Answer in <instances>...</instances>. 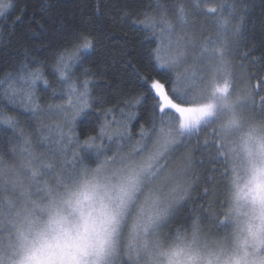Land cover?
<instances>
[{"label": "trees", "instance_id": "obj_1", "mask_svg": "<svg viewBox=\"0 0 264 264\" xmlns=\"http://www.w3.org/2000/svg\"><path fill=\"white\" fill-rule=\"evenodd\" d=\"M180 5L188 12L189 22L194 26L190 30L195 31L198 39L216 35L215 21L221 14L228 16L234 9L238 19L247 6L243 35L233 42L230 55L233 91L253 90L256 103L250 106L261 111L260 99L264 97V0H13V6L0 17V80L7 73L17 72L21 62L28 63L33 76L40 77L32 91L40 111L35 117L22 110L14 112L7 101L0 99V106L8 115L16 116L19 122L16 130L0 133V169L13 163L19 147L31 148L32 144L36 146L38 156L43 154L45 160L52 161L53 180L57 179L55 174H66L71 166L76 169L83 165L94 166L108 153L97 159L94 151H82L81 145L87 137L97 136L101 125L106 126V135L96 143L103 146L110 143L108 138L113 135L112 126L116 120H119L117 130L127 140L125 143L147 144L149 139L141 140V129L151 137L154 136L153 120L157 122V130L160 127L158 108L154 111L149 91L152 80H161L169 91L180 85L175 71L164 68L162 74L154 68V64L160 67L152 55L160 45L159 28L155 31L146 29L140 22L147 14L157 21L164 15L175 24L176 8ZM208 8L217 11L214 15H206ZM81 32L93 37L94 49L82 64L71 69L72 80H91V107L87 118L78 120L73 132L69 131V120L61 121L66 134L61 144L68 145L72 153H60L55 144H58L57 139L52 143V134L48 132V127L56 121L49 107L67 101L66 89L54 71L55 54L62 48H71L72 41ZM130 113L134 118H130ZM217 139L211 124L201 125L198 133L186 134L185 144L168 160L175 167L190 154L192 169L188 177L193 185L189 197L165 218L167 226H187L198 215L201 224L217 233L230 227L229 223H220L226 207L228 175L225 159L215 146ZM70 154L74 155L72 162L69 161ZM3 194L16 198L11 191L0 188V201Z\"/></svg>", "mask_w": 264, "mask_h": 264}, {"label": "snow or ice", "instance_id": "obj_2", "mask_svg": "<svg viewBox=\"0 0 264 264\" xmlns=\"http://www.w3.org/2000/svg\"><path fill=\"white\" fill-rule=\"evenodd\" d=\"M12 6L13 0H0V17H3ZM216 11V8H208L205 14L214 15ZM243 11L244 14L238 19L234 9L229 11L228 16L221 14L215 21L216 35L203 39H198L195 31L190 30L194 26L190 24L189 14L183 5L176 8L175 24L164 15L157 21L147 14L140 22L146 29L155 31L159 28L160 45L153 50L152 55L159 62L160 67L154 64V68L162 74L164 68L175 71L180 85L171 87L169 91L165 83L154 79L149 86L153 109L155 111L158 108L160 125L157 130V122L153 120L152 133L155 135V140L151 149L145 153V145L139 144L131 152L121 154L118 149L112 156H106L109 160L119 157L123 167L127 169L135 190L144 192L150 210L147 222L142 225L145 230L153 223L167 218L171 210L190 195L193 185L188 177L192 169L190 154L175 167L169 168L167 161L181 145L185 144L186 133L192 131L198 133L201 125L210 124L206 118L213 115L216 102L223 101L227 104L233 94V65L230 55L233 42L243 35L247 23V6ZM93 49V37L81 32L72 41L71 48H62L55 54L54 71L59 74L58 79L66 89L65 96L68 102L66 105L50 106L49 112H64L65 118L70 122V132L75 131L78 120L87 118L91 107V80L85 78L82 82L73 81L71 69L77 64H82L91 55ZM84 75L88 76L87 71ZM39 78L33 76L28 63L21 62L17 72L7 73L4 79L0 80V99L7 101L14 112L22 110L35 117L40 108L33 100L32 91ZM235 93V99L229 107L255 105L253 90ZM197 100L206 102L198 103ZM136 103L139 104L140 101L137 100ZM259 106L264 110V97H261ZM69 112H71L70 118L67 116ZM130 118H134L131 113ZM18 126L16 116L8 115L5 108L0 106V133L7 130L14 131ZM55 127L60 128L59 125ZM65 135L61 129V139H64ZM105 135L106 126L101 125L98 135L87 137L81 145V150L94 151V155L99 159L107 149L102 143L98 145L96 141H102ZM68 138L71 139L70 136ZM150 138L142 128L141 140ZM112 139L113 137H109V141ZM205 143L207 144V141ZM244 143L246 144L247 141L245 140ZM215 146L220 156L225 159L226 174L229 176L231 172L235 182L238 176L235 158L231 155L234 149L226 148L219 137L215 141ZM32 163L33 157L27 152L26 155H22L18 169L12 171L0 169V188L6 190L7 186L11 185L13 190L20 191L19 200L22 206H18L17 201L7 197L0 201V244L8 243L13 249L25 239L26 232L36 221L33 210L28 206L29 203L35 205L29 189L39 175L32 167ZM42 168L51 170L53 165L43 164ZM76 170L73 168L70 173H62L57 179L63 180ZM248 184L251 186L249 187ZM248 184L243 186L247 188L244 195L258 206L254 209L257 215L243 222L245 227L241 228V231H245L246 235L240 241L242 255L236 258V264H240V261H243V264H264V168H258ZM236 213L239 215V206L236 207ZM199 219L197 215L196 220ZM230 219H232L231 209L229 213L223 215L220 223H229ZM252 220H258L259 223L253 224ZM120 223L121 221L116 217L112 218L113 231ZM5 227L6 233L2 231ZM249 246L251 252L248 250ZM0 264H4L2 256H0ZM11 264H16L14 258Z\"/></svg>", "mask_w": 264, "mask_h": 264}, {"label": "clouds", "instance_id": "obj_3", "mask_svg": "<svg viewBox=\"0 0 264 264\" xmlns=\"http://www.w3.org/2000/svg\"><path fill=\"white\" fill-rule=\"evenodd\" d=\"M235 95L227 104L217 101L213 115L206 118L226 148L234 149L238 179L234 182L230 172L225 189L229 228L217 233L196 219L187 226L169 227L162 219L145 230L148 202L143 191L135 190L119 157H105L53 180L54 169L42 168L43 158L34 156L32 167L39 175L31 185L36 188L35 205L28 206L36 221L15 249L0 244L4 264L13 258L16 264H122V258L127 264H236L246 235L243 222L257 215L258 206L244 195L243 186L264 168V110L229 107ZM17 204L22 206L20 200ZM113 217L121 221L115 231Z\"/></svg>", "mask_w": 264, "mask_h": 264}, {"label": "rangeland", "instance_id": "obj_4", "mask_svg": "<svg viewBox=\"0 0 264 264\" xmlns=\"http://www.w3.org/2000/svg\"><path fill=\"white\" fill-rule=\"evenodd\" d=\"M67 102L68 101H65L62 105H66ZM53 114H54L53 116L56 118V121H54L51 124V126L48 127V132H50V134H52V138H53L52 139V143L54 142V139L56 138L58 144L56 142H55V144L59 146L60 153L61 152L66 153V152H70V151L72 153V150L69 149L68 145L65 146V145H62L61 144V142L64 141L65 138H66L65 137L64 139H61V136H60L61 129L65 133V129L63 128V125L61 124V121L64 120L65 122H67V119L65 118L66 114L64 112H55V111H53ZM69 114H71V112H69L67 114V116H69ZM118 124H119V120L114 121V124L112 126L113 135H109V137H113V139L111 141H109L110 143L104 145V147L107 149L106 153H108L106 156H112L113 154H115L117 152L118 149L120 150L121 154L131 152V151H133V149H135L139 145V144H136L135 145L134 143L133 144L125 143L127 140L124 138V135H122V133H120L117 130V125ZM56 125H59L60 128L55 127ZM186 134H188V133H186ZM118 139H122L124 142L122 143V141H119ZM108 140H109V138H108ZM154 140H155V135L154 136H151V138L148 141H146L147 144H144L145 145V153L149 149L152 148V145H153ZM42 143H43V141H42ZM44 146L45 147H48L47 144H45ZM35 147L36 146L33 145V144L31 146V148H27L26 146L19 147V151L17 150V153L14 156L16 158H14L13 163H11L10 165L7 164L6 166H4L3 170H5V171H12V170L18 169L19 166H20V163H21L22 155H26L27 152H30L31 155H32V157L38 156ZM51 148L54 149L52 147V145H51ZM54 151H55V149H54ZM56 152H57V150H56ZM70 155H71L72 158L69 157L70 158L69 161L72 162L71 160H74V155L73 154H70ZM39 156L43 158V163L45 165H47L49 163L52 164V161L50 159H49V161L45 160V158L43 157V154L42 155H39ZM167 164H168V167L169 168L174 167V166L170 165V163H168V161H167ZM71 167H70L69 170H67V173L72 172L73 168H71ZM79 168L80 167H78L77 169H79ZM61 174L59 173V174H55V175L58 178V176L61 175ZM7 190L8 191H11L16 198L14 199V198L11 197V195L3 194L1 201H3L5 199V197H7V198H10V199L18 202L19 201V197H20V191L19 190H13L12 187H11V185H8L7 186ZM29 191L31 192L32 198L35 199L36 198V195H35L36 194V188L34 186H31L30 189H29ZM5 210H7V209L5 208ZM2 231L6 233L7 228L5 227ZM122 263L123 264H127L126 259L122 258Z\"/></svg>", "mask_w": 264, "mask_h": 264}]
</instances>
